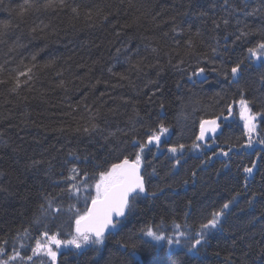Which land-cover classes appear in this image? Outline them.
<instances>
[{
	"label": "trees",
	"instance_id": "obj_1",
	"mask_svg": "<svg viewBox=\"0 0 264 264\" xmlns=\"http://www.w3.org/2000/svg\"><path fill=\"white\" fill-rule=\"evenodd\" d=\"M22 2L3 0L0 21L10 18L11 14L4 9L17 8ZM235 2L238 11L230 17L231 23L225 31L223 25L214 30L213 24L225 15L222 0H191V4L189 0H69V3L80 5L78 17L69 9L29 13L26 23L10 33L6 44H0V64L6 69L0 73V79L14 75L11 70L16 69L20 61L28 64L33 53L37 54L40 65L55 61L52 67L39 69L31 91L23 86L17 95L9 91L12 80L0 84V133L3 134L0 138V173H3L0 175V241H9L3 245L6 255H11V245L16 243L13 237L31 224L34 215H40L41 193L56 196L62 188L73 183L65 178L70 175V169L76 167L80 176L75 183L79 184L85 172L88 174L90 186L87 192L82 188L79 198L64 192L58 201H54L62 210H50L43 218L50 234L58 232V239H72L76 235L74 215L77 210L83 213L89 208L91 197L95 196L94 182L98 172L123 156L134 159L137 149L133 147L132 139L144 141L149 129H155L163 119L171 141L159 149L154 144L148 146L142 154L148 186H159L163 192L158 198L138 201L136 212L125 219L116 232L108 234L103 245L89 244L81 249L73 247L70 252L63 251L59 264H130L133 245L144 264H224L228 257L233 264H264V145L258 142L264 138V117L258 116L255 121L257 128L252 134L251 147L247 146L248 132L244 127L238 129V125H231L229 128L225 124L223 133L215 143L210 141L209 144H212L210 148L228 151V156L220 155L221 149L215 155L211 151L187 153V150H194L190 146L198 135L200 121L220 117L229 103L233 106L240 98V90L228 86L216 73L207 72L206 83L194 84L193 80L198 77L193 80L189 77L197 66V58L211 59L216 66L221 62L228 65L247 57L246 49L264 39V9L254 16L244 14L245 10L250 12L260 7L261 0ZM87 10H91V18L86 15ZM185 11H189V15H180ZM201 12L204 15H200ZM105 15L107 19H104ZM175 24L184 30L182 35L172 32ZM37 25L44 30L37 28L35 34L30 33V28ZM124 25L127 27H122ZM189 28L203 34L204 43L197 41L196 56L185 55ZM237 29L252 34L233 44V33L238 34ZM117 31L121 32L120 36L115 35ZM213 37L218 38V44ZM16 40L23 46L9 52V45ZM176 41L180 42L179 47ZM145 45L159 49V64L163 65L159 79L164 91L153 96L151 102L148 97L154 86L146 84L148 79L156 78L157 68L145 69L147 75L139 74V78L137 73H131L134 85L107 71L111 67L113 72H126L125 57L130 53L154 61L156 57ZM209 46L217 47L219 55L213 56ZM117 48L122 49L119 54ZM124 48L128 52L123 51ZM165 53L171 54V64ZM181 58L185 63L180 68L185 71L173 67ZM212 66L208 65L209 68ZM57 70H63V77L56 75ZM241 71L245 96L255 100L250 107L254 112H264V102H261L264 87L258 83L264 74L261 62L255 57L251 58V63L245 59ZM60 79L65 80L67 92L56 86ZM20 80L23 82L25 77ZM161 100L165 105L163 113L159 107ZM85 104L91 112L85 109ZM97 109L95 123L104 131L92 136L76 132L77 127L89 124ZM180 113L182 117L186 115L183 119L194 120L193 125L188 121L177 124L176 116ZM109 132L117 134L106 141L103 137ZM181 143L185 148L176 155L181 158V163L175 166L169 163L174 156L167 149ZM200 145L199 149L205 148ZM164 151H167L166 156ZM70 152L75 156L69 155ZM157 154L163 155L158 157ZM197 155L203 159L190 165L189 159ZM33 159L44 161L38 171L26 167ZM253 162L256 169L245 188L244 177L248 174L243 168ZM193 171L195 177L191 175ZM156 174L158 176L154 178ZM202 180L208 184L201 185ZM85 197H88L87 204ZM233 197L234 203L223 219V231L209 236L198 257L187 252L184 237H180V245L167 244V239L175 240L180 231L191 235L209 211ZM145 226H151L154 231L162 228L165 241L156 242L143 236L141 229ZM42 231L43 228L40 233L35 227L31 229V237L22 240L25 247L20 249L21 256L31 255L34 239L44 242ZM122 244L128 245L127 250L121 247ZM53 249L58 252L55 246ZM33 260L51 264L50 258L43 255ZM11 264L33 262L25 259Z\"/></svg>",
	"mask_w": 264,
	"mask_h": 264
},
{
	"label": "snow or ice",
	"instance_id": "obj_2",
	"mask_svg": "<svg viewBox=\"0 0 264 264\" xmlns=\"http://www.w3.org/2000/svg\"><path fill=\"white\" fill-rule=\"evenodd\" d=\"M122 2V0H121ZM3 3V0H0V4ZM223 10L225 15L222 16L219 20H214V30H218L223 25L225 31L229 24L231 23L230 17L233 16L238 11V6L235 0H222ZM189 4H191V0H189ZM48 9H69L71 13L75 16L80 15V5L75 3H69V0H23L22 3L18 5L17 8H7L4 9L8 11L11 15L9 19H5L0 21V44L7 43V37L14 29H18L22 24L26 23V18L29 13H40L42 10ZM264 9V0H261V6L253 8L252 11L244 12L245 15L254 16L257 12H261ZM118 11V9H117ZM111 14V13H109ZM86 15L91 18V10L86 11ZM180 15H189V11H185L180 13ZM200 15H204L203 12ZM104 19H107V15L104 16ZM175 20V18H173ZM237 24L240 23L239 20L236 21ZM47 27V26H44ZM122 27H127L124 25ZM37 28H40V31H43L44 28L37 25L35 27L30 28V33L35 34L37 32ZM183 29L179 24H175L172 28L173 33H177L178 35L183 34ZM189 36L185 41V55L187 56H196V48L197 41L203 44V34L200 30H196L192 32L191 28L188 29ZM237 33L234 35V40L232 41L235 44L238 41H243L247 39L251 32H246L243 29H237ZM116 36H120L121 32H115ZM167 35V33H165ZM35 39V35H33ZM213 39L217 40V44L219 43L218 38L213 37ZM227 40V36L224 37ZM179 41H176L177 47H179ZM18 40H16L12 45H9V52L14 51L16 47H22ZM227 44L225 48H227ZM211 47V51L213 56L219 55L217 51V47ZM145 48H150L151 53L154 54L156 59L154 61H148V58L139 57L136 53H130L125 57V61L128 64V68L126 72H113V69L109 67L107 71L113 76L119 77L120 80H127L130 85H134V81L131 78V73H137V78H139V74L147 75L145 69L157 68L156 78L148 79L147 84L154 86L151 95L148 97V101L151 102L152 97L156 96L157 93L163 94L164 88L159 79L161 72L163 71V65L159 64V49L157 47H152L151 45H145ZM122 51L121 48H117L116 52L119 54ZM123 51L128 52L127 48H124ZM248 56L244 59H239L234 63H229L225 65L224 62H221L219 66H216L211 59L204 60L202 57L197 58V66L193 68L192 75L189 77L190 80H193V77H202L200 80H193V83H206L208 81L207 72L216 73L218 76L223 78V81L230 87H235L240 90V98L238 100L239 104V115L245 121L244 127L248 132V147L252 146L253 139L252 134L256 131L257 125L254 121L257 120V117H264V112L262 111H253L250 107L251 104L255 103V100H249L245 96V89L241 86V78H242V65L244 64V60L247 59L251 63V58L255 57L257 61L261 62V67L264 68V39H261L256 42L254 46L248 47L246 49ZM165 55L169 56L168 63L171 64V54L165 53ZM179 55V52H177ZM135 57V58H134ZM5 63H8L7 61ZM185 60L181 58L179 62L173 67L179 69L180 71H185V69H181L180 65L184 64ZM55 64L54 60H50L45 62L43 65H40L37 62V54L33 53L29 59L28 64H23V61H20V64L16 69L11 70L14 75H10L8 79H0V84H7L9 80H12V86L9 88V91L12 93H16L19 95V89L23 86H27V90L31 91L34 85L32 82L38 79V71L40 68H50ZM209 64H213L212 67H208ZM20 65H23L22 67ZM203 65V66H201ZM191 67V65H189ZM34 69L36 71H34ZM4 64H0V73L5 71ZM56 75L59 77H63V70H57ZM20 77H25V80L22 82ZM100 83V81H97ZM258 83L264 87V74L259 77ZM59 88L68 91L66 87V82L64 79H60L56 85ZM179 86V85H178ZM103 95V93L101 94ZM27 99V97H23ZM128 101H125L127 103ZM261 102H264V96L261 98ZM233 103H236L234 101ZM85 109L91 112V109L88 108V105H84ZM159 107L161 112H164V102L161 100ZM227 111L231 112V105L227 106ZM133 112L136 116L139 115L135 109ZM99 113V109H97L96 113H93L90 117L89 124L77 127L75 129L76 132H82L83 134H87L88 136H92L94 134L102 133L104 130L100 128L98 123H95V119L97 114ZM216 119L212 120H201L199 124V134L196 136L195 141L191 144V149H199L201 147L198 141H205L207 133H211L213 136V143H215V132L219 125L217 124ZM227 120V117H224ZM207 126V127H206ZM117 131H121L117 129ZM169 131L168 127L165 126L163 119H161L155 129H149V134L147 135L144 141L133 138L132 145L137 151L135 152L134 160L130 161L127 156H123L118 160V162L111 163L110 167L100 170L98 172V179L94 182L95 188V196L91 197V207L86 208L83 213H80L78 210L74 215L75 220V232L76 235L73 236L70 240H61L58 239L59 233L50 234L49 231L44 226V217L49 215L50 210H54L55 212H60L62 209L58 204H54V201L59 200V196L64 192H67L69 195H74L79 198V193L81 189L87 192L89 188L88 174L85 172L81 177L79 184L75 183L77 177L80 176V170L76 167H72L70 169V175L65 179L68 181H73L70 185H66L61 189V192L56 196H53L51 193L42 192V203L38 205V211L40 215H34L31 224L22 229L17 236L13 237V240L16 243L11 245V255H6V250L3 245L9 244L8 240L0 241V264H11V262L15 261H31L33 264H45L43 260L34 261V257L38 256H46L50 258L51 264H55L57 260V251L53 249L55 246L56 249H59L61 245H72L76 249H81L85 245H94L101 246L104 244L105 233L109 230H115L119 225L122 224L120 218L127 219L132 216L136 212L137 202L142 199L148 198H158V194L163 192V188L156 186L155 188L146 186L144 176L140 173V167L142 164V154L145 152V149L148 148L149 145L155 146L156 149H159L161 143V136ZM116 132H109L107 136L103 137L106 141L116 136ZM3 134L0 133V138H2ZM260 144L264 145V138H261L258 141ZM6 143V141H4ZM127 143V142H125ZM207 147H212V144H207ZM185 148L184 144H179L177 146L168 147L167 151L172 153L174 156L178 152V150L182 153ZM151 151V149H149ZM229 151H231V147H229ZM216 154L215 152L213 153ZM220 155L228 156V151L220 150ZM69 155L75 156V153L70 152ZM79 159V157H76ZM259 160L260 157H257ZM44 163L43 160L33 159L31 162L26 165L28 169L39 170L40 166ZM50 165V161L48 162ZM181 163V158L179 156H175V166H179ZM207 163V161H205ZM225 167L227 164L225 163ZM254 169H256V163L253 162L251 166H245L243 168V172L248 174L244 177V187L246 188L248 185V178L252 176ZM155 173V168L152 170ZM3 173H0L2 175ZM193 177L196 176V172L193 171L191 174ZM184 183H187L185 181ZM238 195V194H237ZM235 197L232 199L223 202L221 206L215 210H211L207 213L204 220L200 222L199 228L194 230L191 235H187L185 231H180L178 236L173 239H167V244L169 246L175 243L176 245H180L181 240L180 237H184L187 243V252L190 253L194 258L200 255L201 250L204 249L205 245L208 243V238L210 235L215 232L223 231V219L227 215V210L230 208V205L234 203ZM88 197H85V203L87 204ZM72 210L71 208L69 209ZM35 227L37 232H41V228H43L42 235L45 238L44 242H41L40 239H34V247L30 246L31 255H27L25 253L24 256H21L20 249L25 247V244L22 242L23 239H28L31 237V229ZM176 228H179V225H176ZM141 233L143 236L150 237L151 240L160 242L165 241L166 237L162 234V228L158 227V230L154 231L151 226H145L141 229ZM19 245V247H17ZM121 247L127 250L128 245L122 244ZM133 252L129 256L130 264H144L141 261L140 257L135 252V245H133ZM224 264H233V261L230 257L226 258Z\"/></svg>",
	"mask_w": 264,
	"mask_h": 264
},
{
	"label": "flooded vegetation",
	"instance_id": "obj_3",
	"mask_svg": "<svg viewBox=\"0 0 264 264\" xmlns=\"http://www.w3.org/2000/svg\"><path fill=\"white\" fill-rule=\"evenodd\" d=\"M238 110V108H234V111H237ZM226 114L227 115H229L230 114V112H228V111H226V113H223V115H225L226 116ZM225 116H223V118L225 117ZM226 117H228V118H230L231 117V114H230V116H226ZM220 127V126H219ZM197 132H198V134H199V127L197 128ZM164 136V135H163ZM163 136H161V137H163ZM209 141H211V140H208V142ZM207 142V144H209ZM205 148H201V149H197V150H187V153H190V154H193V153H197V152H204V153H209V151H211V152H219V150L220 149H222V148H220V149H218V148H208L207 146H204ZM178 152H180V151H178ZM177 152V153H178ZM164 154H166V153H164ZM197 156H199V155H197ZM197 156H193V158L191 159H189V161H190V164L191 165H193L194 164V162H197L198 161V159H203V158H201V157H197ZM197 157V158H196ZM169 163H173V164H175V160L173 161V160H171V161H169Z\"/></svg>",
	"mask_w": 264,
	"mask_h": 264
},
{
	"label": "rangeland",
	"instance_id": "obj_4",
	"mask_svg": "<svg viewBox=\"0 0 264 264\" xmlns=\"http://www.w3.org/2000/svg\"><path fill=\"white\" fill-rule=\"evenodd\" d=\"M186 112V111H185ZM184 115V114H183ZM188 116V115H187ZM184 117H186V115L184 116ZM184 117H182V114L180 113L179 115H177L176 116V121H177V124H181L182 122L184 123V121H188V122H191V124L193 125V123H194V120H186V118L185 119H183ZM239 118V119H238ZM231 119H233V120H235V121H233V122H237V124L239 123V125L241 126V127H243L244 125H245V121L240 117V115L238 114V117H231ZM259 119V118H258ZM257 119V120H258ZM182 123V124H183ZM254 123H256L255 121H254ZM236 124V125H237ZM181 127H184V126H181ZM237 128H238V126H237ZM184 129V128H183ZM239 129V128H238ZM234 130H236V127H235V129ZM244 130H247L246 128H244ZM177 142V140H175L174 139V143H176ZM255 145H253V147H254ZM166 156V155H165ZM197 175H199V173H197ZM199 183H201V185H203V186H206L207 184H208V181H206V180H202V181H200Z\"/></svg>",
	"mask_w": 264,
	"mask_h": 264
},
{
	"label": "water",
	"instance_id": "obj_5",
	"mask_svg": "<svg viewBox=\"0 0 264 264\" xmlns=\"http://www.w3.org/2000/svg\"><path fill=\"white\" fill-rule=\"evenodd\" d=\"M200 79H202V77H199V80H200ZM206 127H207V126H206ZM218 134H219V131L216 130V132H215V136L218 135ZM212 137H213V136H212L211 133H207V135H206V140H208V138H212ZM206 140H205V141H206ZM205 141H202V142H205ZM140 173H142V169H140ZM90 206H91V205H90ZM120 219H123V218H120ZM107 232H108V231H107ZM107 232H106V233H107ZM106 233H105V234H106Z\"/></svg>",
	"mask_w": 264,
	"mask_h": 264
},
{
	"label": "bare ground",
	"instance_id": "obj_6",
	"mask_svg": "<svg viewBox=\"0 0 264 264\" xmlns=\"http://www.w3.org/2000/svg\"><path fill=\"white\" fill-rule=\"evenodd\" d=\"M221 79V78H220ZM195 122V121H194Z\"/></svg>",
	"mask_w": 264,
	"mask_h": 264
}]
</instances>
